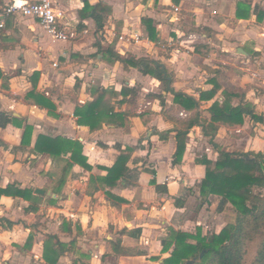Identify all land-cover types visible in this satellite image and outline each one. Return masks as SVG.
I'll return each mask as SVG.
<instances>
[{
    "label": "crops",
    "instance_id": "obj_1",
    "mask_svg": "<svg viewBox=\"0 0 264 264\" xmlns=\"http://www.w3.org/2000/svg\"><path fill=\"white\" fill-rule=\"evenodd\" d=\"M8 1L0 0V6ZM241 1L264 10V0H54L74 34L68 41H52L34 18H5L0 112L11 121L0 127V187L16 182L32 197L0 198V264H47L42 254L50 236L66 247L56 264H162L170 251L162 252L161 240L170 228L208 232L205 218L212 212L207 208L221 216L230 205L219 212L218 197L201 196L205 167L196 158L207 155L215 161L219 149L264 153V120L246 117L242 124H221L212 140L193 125L176 163V130L197 111L208 118L211 102L188 111L157 78L124 66L106 50L113 48L123 59L155 62L168 73L171 90L196 99L212 88L208 79L221 70L230 84L245 91L244 101L264 113L256 108L264 99V17L237 18ZM86 4L105 7L96 12L102 28L91 11L83 10ZM142 17L152 19L158 40L147 37ZM133 33L141 34L142 42L131 41ZM124 87L131 90L126 98ZM32 89L53 105L51 113L25 98ZM103 90H108L105 100L113 113H104L100 127L91 131L79 123L75 109ZM27 125L33 130L23 145ZM39 134L79 141L89 168H66L69 153L53 157L36 151ZM128 147L129 173L112 185L107 169Z\"/></svg>",
    "mask_w": 264,
    "mask_h": 264
},
{
    "label": "trees",
    "instance_id": "obj_2",
    "mask_svg": "<svg viewBox=\"0 0 264 264\" xmlns=\"http://www.w3.org/2000/svg\"><path fill=\"white\" fill-rule=\"evenodd\" d=\"M97 9L106 10L101 4L95 6L86 4L83 8L84 11H91L90 15L94 18L96 25L98 28H102L103 20L96 13ZM253 14L262 20L264 10L260 9L258 5L252 6L248 1L238 2L237 18L248 19ZM141 24L150 40L159 39L158 31L153 26L151 18L142 17ZM106 53L110 57L120 60L124 66L138 68L142 73L157 78L162 82L165 90L173 94L174 102L188 111L197 110L201 102H211L207 109L208 118H200L197 111L190 119L182 121L180 128L176 130L177 143L173 155V161L176 163H180L182 160L186 149L187 135L193 125H199L204 136L210 137L212 140L221 124H242L246 117L256 121L264 120V113L258 114L253 102L244 101L245 91L230 84L221 70H215V76L208 79L212 88L202 91L200 97L196 99L182 92L171 90L168 87L170 84L168 73L155 62L146 58L123 59L111 47L106 50ZM33 77L32 84L35 87L38 72H34ZM130 92V89L124 87L121 91L124 95L123 98H126ZM107 93L108 90L94 91L93 99L90 102L75 109V113L79 114V123L87 125L91 131L100 127L105 119V116L103 118L104 113H109V111L113 113V105L105 100ZM25 98L34 100L37 105L47 108L51 113L53 105L33 89L26 94ZM236 100L239 103L234 106L233 102ZM116 114L117 116L121 115ZM10 121L5 112H0V127H5ZM32 130L30 125L25 127L22 137L23 145L29 143ZM213 146H215L214 143ZM34 149L39 153H47L53 157L69 153L70 162L66 168L72 167L73 164L89 168L86 157L82 154V145L77 140L63 137L50 138L39 134ZM131 152L132 148L129 147L121 151L114 165L107 169V177L112 185L120 177L128 175L129 169L126 163ZM196 162L205 167V176L199 183L201 196L205 198L218 197L217 210L219 212L229 204L234 211L235 220L223 225L219 231L207 232L204 235L199 227L195 232L170 228L167 238L161 240L162 252L170 251L169 256L163 258L162 264H186L188 260L192 259H196L195 262L199 264H246L249 245L252 242H256V250L251 264H264V194L260 192L264 189V153H236L219 149L215 161L209 159L207 155H202L200 158H196ZM254 188L261 190L256 192ZM3 195L29 200L32 197V191L20 188L14 182L0 187V198ZM29 240L31 239L29 238ZM65 249L64 243L59 240L55 242V237L50 236L44 242L42 257L47 264H56ZM201 253L203 254L200 257Z\"/></svg>",
    "mask_w": 264,
    "mask_h": 264
},
{
    "label": "built area",
    "instance_id": "obj_3",
    "mask_svg": "<svg viewBox=\"0 0 264 264\" xmlns=\"http://www.w3.org/2000/svg\"><path fill=\"white\" fill-rule=\"evenodd\" d=\"M175 12L178 6H173ZM13 15L36 19L52 41H68L74 37L67 30L64 11L55 5L54 0H9L0 6V31L5 27V18ZM125 38L124 35L120 39ZM130 40L140 43L143 36L138 33L130 35ZM56 66V63L53 64Z\"/></svg>",
    "mask_w": 264,
    "mask_h": 264
},
{
    "label": "rangeland",
    "instance_id": "obj_4",
    "mask_svg": "<svg viewBox=\"0 0 264 264\" xmlns=\"http://www.w3.org/2000/svg\"><path fill=\"white\" fill-rule=\"evenodd\" d=\"M107 33V32H106ZM238 64H240V62H238ZM253 85V87L254 88H259V89H262V87H260V84L258 85L257 83H255V85L254 84H252ZM255 94H257V92H258V90H256V89H254V91H253ZM255 94L254 95H252V97H256L255 96ZM257 107V109H258V111H260V112H262V111H264V99L263 100H260V102L256 105ZM204 112V111H203ZM229 147V146H228ZM233 148V147H232ZM231 148V149H232ZM234 149H236V148H234ZM236 151H242V152H245L244 151V149H242V148H237L236 149ZM254 190L256 191V192H259L261 189H259V188H254ZM261 193H263L264 194V190L263 191H260ZM212 202H216V200L215 199H212ZM215 204V203H214ZM197 205H198V202H196V203H194L193 204V206H192V208H195V207H197ZM191 208V209H192ZM194 212V211H193ZM208 212H212L211 213V217H207V218H205V224H204V226H205V228H206V231H208V232H211V231H216V229H217V231H219V229H220V227L221 226H223V225H225L226 223H232V222H234V220H235V214H234V211H233V209H232V207L231 206H228L223 212V214L220 216H217L216 215V211H215V209H213V208H207V212L206 213H208ZM209 216V215H208ZM217 216V217H216ZM219 217H221V218H219ZM255 250H256V242H252L250 245H249V253H248V255H247V259H246V264H251V261L253 260V257H254V255H255ZM8 261V260H7ZM193 264H199V263H196V262H194Z\"/></svg>",
    "mask_w": 264,
    "mask_h": 264
},
{
    "label": "water",
    "instance_id": "obj_5",
    "mask_svg": "<svg viewBox=\"0 0 264 264\" xmlns=\"http://www.w3.org/2000/svg\"><path fill=\"white\" fill-rule=\"evenodd\" d=\"M241 51H243V50H241ZM243 52H244V51H243ZM35 192H36V193H41V194L43 193V191H42V190H39V189H36ZM202 254H203V253L200 254V257L202 256ZM195 261H196V259L188 260V261L186 262V264H193Z\"/></svg>",
    "mask_w": 264,
    "mask_h": 264
}]
</instances>
